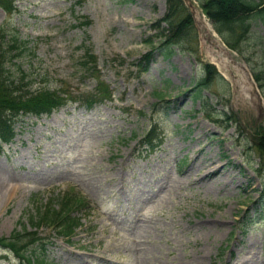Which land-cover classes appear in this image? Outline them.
<instances>
[{"label":"rangeland","instance_id":"rangeland-1","mask_svg":"<svg viewBox=\"0 0 264 264\" xmlns=\"http://www.w3.org/2000/svg\"><path fill=\"white\" fill-rule=\"evenodd\" d=\"M188 1L200 12L198 0ZM14 7L11 15L0 7V31L28 48L8 68L24 71L32 90L62 86L77 100L17 119L16 136L0 153V236L35 231L39 210L75 191L89 208L75 214L82 224L71 239L44 223L36 228L35 251L51 264H103L68 254L102 250L134 264L154 249L147 257L156 264H264V160L253 141L264 134V87L250 72L264 76L261 19H248L236 52L201 12L214 38L195 14L189 39L163 46L166 0H15ZM83 46L96 57L99 78L84 69ZM209 62L224 79L196 99L194 84ZM97 79L112 99L87 108L83 99ZM152 120L163 144L143 155L139 141ZM204 160L219 166L222 180L201 177ZM6 253L0 248L7 257L0 264H27Z\"/></svg>","mask_w":264,"mask_h":264},{"label":"trees","instance_id":"trees-1","mask_svg":"<svg viewBox=\"0 0 264 264\" xmlns=\"http://www.w3.org/2000/svg\"><path fill=\"white\" fill-rule=\"evenodd\" d=\"M199 6L206 17L212 22L215 30L222 37L224 43L231 49L241 52L242 42L245 40L247 31L250 28L248 19L255 17L264 23V4L259 5L254 0H198ZM15 0H0V7L11 15L15 11ZM167 10L160 22L166 24L164 27L163 46L172 47L181 45L184 40H188L193 29V18L189 9L182 0H166ZM5 34L0 31V152L3 144L9 143L14 138L16 132V121L26 115L42 116L50 114L54 109L65 105L69 100L76 99L60 86L57 89H50L45 84L35 89H31V79L24 71H17V75L8 68L9 63L21 56L27 50L28 41L17 39L14 35L11 43L5 40ZM172 52V49L168 53ZM152 52L144 55L145 62L148 63ZM82 65L89 74H96V57L92 50L83 46ZM139 70H146V66H139ZM204 77L198 79L194 88L197 90L195 98H200L202 90L209 87L215 79L221 76L215 71L213 65L204 64ZM253 76L257 85L263 89L264 76L260 71L253 69ZM97 88L93 93L84 98V103L88 107L111 98L108 86L97 79ZM155 127L146 134L144 143L149 145L157 140ZM256 150L264 160V134L258 133L253 138ZM264 171V170H263ZM264 175V173H263ZM81 197L62 196L58 202L50 201L47 208L39 210L38 219L34 223L35 231L26 233H14L10 238L0 237V245L8 247L10 251L20 258H25L28 264H47L43 252L36 253L40 237L37 235L36 227L41 223L52 225L57 233L65 238H71L76 228L81 225L80 218L76 216L83 209L87 208V203ZM247 222L243 226H247ZM26 238V239H23ZM23 239V240H22ZM42 243L40 242V245ZM43 248V245H41ZM25 253H27L25 257Z\"/></svg>","mask_w":264,"mask_h":264},{"label":"bare ground","instance_id":"bare-ground-1","mask_svg":"<svg viewBox=\"0 0 264 264\" xmlns=\"http://www.w3.org/2000/svg\"><path fill=\"white\" fill-rule=\"evenodd\" d=\"M196 18L200 21L201 26L206 30V33H208V34L210 33L212 35V37L214 38L215 34L211 28V25L209 24V22L207 20H204V18H202L199 11H197V13H196ZM252 93L257 98V95L254 91V87H253ZM257 102H259L258 98H257ZM214 136H216V135H214ZM218 138H220V137H218ZM212 163H213V160H204L202 162L201 167L203 169V172L201 174V177L203 179H205V178L209 179V177H214L217 181L222 180L223 176H222V172L219 171V166L217 164H212ZM196 171H198V170H196ZM116 173L118 174L119 177H122L118 171ZM250 190H251V188H248L247 193H249ZM12 191L13 192L15 191V187L12 188ZM9 197H10V194H9ZM211 222L213 224H217V223H219V220L213 219V220H211ZM97 239H98V237H97ZM160 253H162V252L160 251ZM68 254L73 256L74 258L78 259L80 262L82 261L85 263H87V258H88V256H90L94 259L99 260L103 264H105V263H107V264H130L128 260H124V259L115 260V259L109 258V256L105 253L104 250L98 251L96 253L91 252L87 255L73 253V251H69ZM144 254H145V257L141 258V261L135 260L134 264H136L137 262H140V264H143L144 261L148 262V264H156V261H157L156 258L147 257L148 255L153 256L155 254V249H154V253L147 252Z\"/></svg>","mask_w":264,"mask_h":264},{"label":"water","instance_id":"water-1","mask_svg":"<svg viewBox=\"0 0 264 264\" xmlns=\"http://www.w3.org/2000/svg\"><path fill=\"white\" fill-rule=\"evenodd\" d=\"M193 14H194V12H193Z\"/></svg>","mask_w":264,"mask_h":264}]
</instances>
